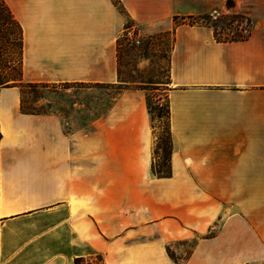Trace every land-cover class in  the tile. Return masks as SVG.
<instances>
[{"label":"crops","instance_id":"1","mask_svg":"<svg viewBox=\"0 0 264 264\" xmlns=\"http://www.w3.org/2000/svg\"><path fill=\"white\" fill-rule=\"evenodd\" d=\"M1 1L21 27L22 82L115 84L127 19L171 29L172 147L156 176L141 89L67 132L0 85V264H264V16L224 40L173 21L224 0H118L124 16L113 0Z\"/></svg>","mask_w":264,"mask_h":264},{"label":"rangeland","instance_id":"2","mask_svg":"<svg viewBox=\"0 0 264 264\" xmlns=\"http://www.w3.org/2000/svg\"><path fill=\"white\" fill-rule=\"evenodd\" d=\"M217 16L218 28L231 20L228 16L240 15L237 21L225 30L230 35L235 30L254 26L259 17L264 16V0H224L212 3L209 12ZM125 14L123 13V16ZM239 16V17H240ZM241 20V21H240ZM9 21V20H8ZM7 25V26H6ZM6 27L0 25V85L12 83L20 77V54L18 28L9 21ZM132 25L127 19L118 36L119 81L115 84H38L25 86L22 93V109L38 113H50L60 118L65 131L86 128L94 119L104 114L116 98L126 89H141L146 95L151 129L154 134L153 166L159 164L167 168L166 156L158 148L159 138L166 140L168 130V63L172 45L171 29L145 30L141 32L139 44H131L121 34ZM220 38L225 37L220 33ZM4 83V84H1ZM186 252L192 242L185 243ZM175 255V254H174ZM182 262L185 254L175 255ZM94 264H99L94 260Z\"/></svg>","mask_w":264,"mask_h":264},{"label":"trees","instance_id":"3","mask_svg":"<svg viewBox=\"0 0 264 264\" xmlns=\"http://www.w3.org/2000/svg\"><path fill=\"white\" fill-rule=\"evenodd\" d=\"M113 1H114V4L118 7V9L122 13H124V9L119 4V1L118 0H113ZM239 16L240 15L228 16L229 18H231V20L227 23H224L219 28L217 25L219 18L217 16H215V18H212L210 15H207V14L174 16L173 21H174L175 25H178L181 23H187L190 25H192V24L206 25V26H209L213 29L214 36L217 39L235 40V39H243V38H246L247 36H249V34L251 32V28L253 27V26H249L248 28H241L240 30H235L234 32H232L231 35L229 33H226L225 30L227 28H229L231 25H233L234 22H235V27L240 25V23L237 21L238 19L241 18V16L240 17ZM8 20L15 23L17 28H18L17 39H18L19 54H20V59H19L20 77L18 79H12L13 80L12 83L4 84L1 82V84L18 85L20 88V93H21V98H22V93H23V89L25 88V86L32 87V86H35L38 84L45 85L46 83H32V82H22L21 81V52H22V31H21V27L18 25L17 21L15 20L13 15L11 14L9 8L4 4V2H2L0 0V25H3V26L6 25L9 22ZM6 26H4V27H6ZM5 29H6V32H8V30H9L8 27H6ZM220 33H222V35H224L225 37L220 38L219 37ZM117 48H118V45H117ZM110 85H112V84H110ZM21 108H22V100H21ZM26 112H32V111H26ZM36 113H38V112H36ZM171 147H172V143H171V136H170L169 125H168L166 140H162L161 138H159V144H158V148L161 150V153L166 156L167 168L165 170L162 169V167L164 166V164L162 163V164H159L158 169H155L153 166V163H152V171L158 177H167L170 175L169 156H170V152H171ZM167 251H168L171 258H173L175 261L178 260L175 257L174 253L170 250L169 247L167 248Z\"/></svg>","mask_w":264,"mask_h":264},{"label":"built area","instance_id":"4","mask_svg":"<svg viewBox=\"0 0 264 264\" xmlns=\"http://www.w3.org/2000/svg\"><path fill=\"white\" fill-rule=\"evenodd\" d=\"M131 44H139L141 40V32L134 25L127 26L121 34Z\"/></svg>","mask_w":264,"mask_h":264}]
</instances>
